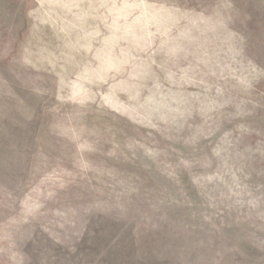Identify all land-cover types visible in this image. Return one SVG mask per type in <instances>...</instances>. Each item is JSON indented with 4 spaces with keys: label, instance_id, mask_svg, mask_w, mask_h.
Returning a JSON list of instances; mask_svg holds the SVG:
<instances>
[{
    "label": "rangeland",
    "instance_id": "rangeland-1",
    "mask_svg": "<svg viewBox=\"0 0 264 264\" xmlns=\"http://www.w3.org/2000/svg\"><path fill=\"white\" fill-rule=\"evenodd\" d=\"M0 264H264V0H0Z\"/></svg>",
    "mask_w": 264,
    "mask_h": 264
}]
</instances>
